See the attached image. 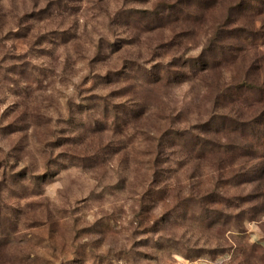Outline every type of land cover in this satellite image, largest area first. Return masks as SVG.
Listing matches in <instances>:
<instances>
[{
  "label": "rangeland",
  "instance_id": "374dc122",
  "mask_svg": "<svg viewBox=\"0 0 264 264\" xmlns=\"http://www.w3.org/2000/svg\"><path fill=\"white\" fill-rule=\"evenodd\" d=\"M55 2L0 0V264H264V0Z\"/></svg>",
  "mask_w": 264,
  "mask_h": 264
},
{
  "label": "trees",
  "instance_id": "16d2710c",
  "mask_svg": "<svg viewBox=\"0 0 264 264\" xmlns=\"http://www.w3.org/2000/svg\"><path fill=\"white\" fill-rule=\"evenodd\" d=\"M36 1H38V0H36ZM61 0H56V6H57V8H59L60 7V5H59V2H60ZM169 6H171L170 4H167V8L169 7ZM166 8V9H167ZM166 9H165V11H166ZM41 10V9H40ZM33 15H29L28 17L29 18H34V16H35V14L36 13H32ZM232 22H234V20L232 21ZM190 71H192V76H195V75H197L198 74V71H199V69L197 70V69H191ZM171 73L172 72H169V71H167V70H165V71H163V73L160 75V74H157V75H155L154 76V79L152 80V81H150L152 78H151V75L150 76H144V78H146V81H147V83L148 84H160V83H162V81H166V82H169L170 81V79H171ZM178 75L179 73H172V76L173 75ZM250 86L251 85H247V88H250ZM229 91L231 90V89H228ZM214 147H216L217 145H213Z\"/></svg>",
  "mask_w": 264,
  "mask_h": 264
}]
</instances>
